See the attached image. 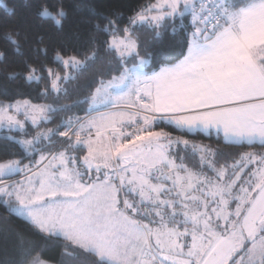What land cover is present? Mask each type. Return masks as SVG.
Returning a JSON list of instances; mask_svg holds the SVG:
<instances>
[{"label": "snow or ice", "instance_id": "obj_1", "mask_svg": "<svg viewBox=\"0 0 264 264\" xmlns=\"http://www.w3.org/2000/svg\"><path fill=\"white\" fill-rule=\"evenodd\" d=\"M76 10L91 28L58 38L62 72L30 62L26 20L5 33L22 67L2 74L47 80L38 96L54 102L0 100V264H57L42 256L56 246L58 264H264V0H155L126 25L119 8ZM37 16L62 27L67 11ZM167 32L176 39L154 57ZM161 124L250 150L227 156Z\"/></svg>", "mask_w": 264, "mask_h": 264}, {"label": "trees", "instance_id": "obj_2", "mask_svg": "<svg viewBox=\"0 0 264 264\" xmlns=\"http://www.w3.org/2000/svg\"><path fill=\"white\" fill-rule=\"evenodd\" d=\"M0 2V51L5 52L7 60H0V100H6L9 98H28L36 103H53V97H48L47 99H40L38 96L39 91L47 86L48 81L45 80L43 84L37 85L35 83H26L22 78L9 79L4 74L5 71L19 70L22 67L21 63L12 64V45L5 40V33L12 31L22 20H26L30 30V41L25 45V53L30 59V62L37 68L46 65L55 70L61 71L60 65L54 63L52 57L54 56V47L58 38L63 35L79 34L81 39L86 38L87 31L90 30L91 25L84 22V18L76 10V5L81 2V0H1ZM155 0H88L95 7V12H88L87 16L89 19L97 20L100 19V13L105 11H111L112 8H119L120 11L125 13L124 19L122 20V25L128 23L127 16L131 15L130 8L135 6H143ZM4 5H7L5 8ZM42 7H47L50 11L56 13L58 7H63L67 11V17L62 21V27L57 26L55 21L51 17L41 18L37 16V13ZM8 9H13V12H9ZM185 23L191 30V17L190 14L187 15ZM140 37L142 39H148L152 33L148 30H141ZM37 35L44 36L43 44L36 41ZM176 39L170 32L165 33L162 40L155 43L149 51L153 52V56L163 55L167 45L170 41ZM23 43V40L21 39ZM47 47V54L43 52L36 51L38 48ZM103 54V53H102ZM23 59V58H17ZM86 80V76L81 77L80 82L83 83ZM23 94V95H19ZM76 96H71L69 98L62 99L61 102L71 103L72 100L76 99ZM80 115L83 116L85 113L79 109L74 110V112L69 113H56L53 114V120L51 123L57 125L60 123L61 119L67 115ZM160 127L164 130L171 132L173 136H182L190 141L203 143L206 145H211L214 149L219 148L227 156H234L238 151H248L247 147L230 146L223 142L222 137L217 138L214 134L211 136L198 132L196 134H188L179 130H176L173 126H168L161 124ZM64 129L61 128V131ZM255 151H261L259 145L255 146ZM82 155V154H81ZM4 155H0V161L6 159ZM27 162V160H25ZM189 166H195L196 160L190 159L186 161ZM3 209L0 208V212ZM18 226L26 228L22 225L20 221L14 220ZM61 248L59 246L45 250L42 253L43 258L52 259L54 261H59V253ZM71 259V258H68ZM78 264H93L91 257L81 254L78 258Z\"/></svg>", "mask_w": 264, "mask_h": 264}, {"label": "rangeland", "instance_id": "obj_3", "mask_svg": "<svg viewBox=\"0 0 264 264\" xmlns=\"http://www.w3.org/2000/svg\"><path fill=\"white\" fill-rule=\"evenodd\" d=\"M0 2H2L1 0H0ZM152 2H155V1H152ZM52 12V11H51ZM53 14H55L54 12H52ZM53 120V119H52ZM52 122V121H51ZM47 123V124H42L41 125V127L42 128H54L56 125H54L53 123ZM37 130H39V129H35V128H32L31 126H29L28 127V133H29V136L30 135H34L35 134V131H37ZM166 131V130H165ZM257 152H259V151H257ZM37 159H38V157H36ZM13 177H15L16 178V176H13Z\"/></svg>", "mask_w": 264, "mask_h": 264}, {"label": "crops", "instance_id": "obj_4", "mask_svg": "<svg viewBox=\"0 0 264 264\" xmlns=\"http://www.w3.org/2000/svg\"><path fill=\"white\" fill-rule=\"evenodd\" d=\"M197 133H198V132H197ZM201 133L208 135L207 133H204V132H201ZM194 134H196V133H194ZM213 134H214V133H213ZM214 135H215V134H214ZM18 178H19V177H16V178H15V177H12L13 180L18 179Z\"/></svg>", "mask_w": 264, "mask_h": 264}]
</instances>
